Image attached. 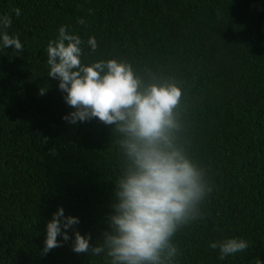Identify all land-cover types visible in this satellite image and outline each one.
I'll return each mask as SVG.
<instances>
[{"label": "trees", "instance_id": "16d2710c", "mask_svg": "<svg viewBox=\"0 0 264 264\" xmlns=\"http://www.w3.org/2000/svg\"><path fill=\"white\" fill-rule=\"evenodd\" d=\"M6 14L24 52L0 47V240H44L60 207L92 240L107 227L120 174L114 125L62 119L74 109L48 77L46 47L65 25L83 41L84 64L125 59L185 82L190 153L209 169L213 192L205 218L173 240H264V0H0ZM173 242L174 264L264 261V241L224 260L209 247L215 241ZM43 247L0 241V264H105L103 254L73 252L71 241L47 255Z\"/></svg>", "mask_w": 264, "mask_h": 264}, {"label": "clouds", "instance_id": "9594fccd", "mask_svg": "<svg viewBox=\"0 0 264 264\" xmlns=\"http://www.w3.org/2000/svg\"><path fill=\"white\" fill-rule=\"evenodd\" d=\"M12 11L21 15V9ZM83 25L86 21L79 18ZM10 15H0V47L16 55L24 45L10 35ZM83 41L61 26L46 47L48 77L59 81L64 100L73 111L62 117L71 125L94 118L113 126L120 157V174L114 182V198L102 238L75 228L79 217L65 216L60 207L47 223L40 255L71 241L72 251L105 257V264H174L181 255L175 235L192 222L205 218L203 206L213 192L209 169L190 153L187 118L191 108L185 82L145 67L138 72L125 59L82 63ZM97 50L95 36L88 39ZM47 89L40 88V95ZM55 154V149L50 150ZM74 233V238L69 230ZM62 237V240H58ZM219 259L243 252V238L211 242ZM256 264H264L259 257Z\"/></svg>", "mask_w": 264, "mask_h": 264}]
</instances>
